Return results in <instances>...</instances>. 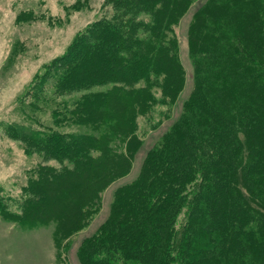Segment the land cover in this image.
Listing matches in <instances>:
<instances>
[{"label": "trees", "instance_id": "1", "mask_svg": "<svg viewBox=\"0 0 264 264\" xmlns=\"http://www.w3.org/2000/svg\"><path fill=\"white\" fill-rule=\"evenodd\" d=\"M196 1L104 0L110 13L34 76L27 95L51 101L54 126L4 132L62 166L33 170L29 198L11 213L20 224L52 218L65 238L90 223L143 145L137 117L183 90L174 26ZM187 33L182 111L114 190L106 218L78 245L79 264H264V0L196 2ZM73 126L83 129H64Z\"/></svg>", "mask_w": 264, "mask_h": 264}, {"label": "rangeland", "instance_id": "2", "mask_svg": "<svg viewBox=\"0 0 264 264\" xmlns=\"http://www.w3.org/2000/svg\"><path fill=\"white\" fill-rule=\"evenodd\" d=\"M80 1L76 6L77 0H0V264H79V243L95 232L106 218L114 190L137 175L146 151L160 141L178 118L192 88L187 32L196 2L201 4L204 0H197L174 26L186 74L183 90L173 103H156L151 111L137 117L143 145L131 171L103 190L100 209L90 223L65 238L57 233V224L52 218L46 222L35 220L32 225L20 224L11 213L19 212L29 198L27 186L30 178L35 176L33 170L42 161L57 168L62 165L54 159L43 160L39 154H26L23 144L6 134L4 129L12 123L36 128L54 126L51 101L44 105L41 100L32 103L27 92L44 64L63 54L76 34L102 12L110 13L109 8L102 7L104 0ZM82 3L85 5L81 6ZM22 13L26 20H17L16 16ZM83 92L59 96L57 101L64 97L71 103ZM156 96H160L158 89Z\"/></svg>", "mask_w": 264, "mask_h": 264}]
</instances>
